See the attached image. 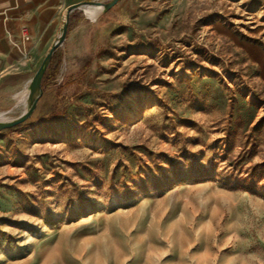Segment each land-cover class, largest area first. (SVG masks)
<instances>
[{
	"label": "rangeland",
	"instance_id": "rangeland-1",
	"mask_svg": "<svg viewBox=\"0 0 264 264\" xmlns=\"http://www.w3.org/2000/svg\"><path fill=\"white\" fill-rule=\"evenodd\" d=\"M116 13L2 131L0 264H264V0Z\"/></svg>",
	"mask_w": 264,
	"mask_h": 264
},
{
	"label": "crops",
	"instance_id": "crops-1",
	"mask_svg": "<svg viewBox=\"0 0 264 264\" xmlns=\"http://www.w3.org/2000/svg\"><path fill=\"white\" fill-rule=\"evenodd\" d=\"M88 1L100 0H0V110L3 113L20 105L27 109L29 86L60 33L66 10ZM120 3L97 17H90L81 10L71 14L67 39L63 49L54 54L43 84L58 77L60 60L72 81L78 77V71L73 69L76 65L82 66V71L92 68L93 58L100 56V47L94 43L99 40L101 32L114 37H125L132 32L125 23L126 18L121 25L120 16L116 13ZM24 27L30 30L31 42L22 38ZM127 40L131 43L130 35Z\"/></svg>",
	"mask_w": 264,
	"mask_h": 264
},
{
	"label": "water",
	"instance_id": "water-1",
	"mask_svg": "<svg viewBox=\"0 0 264 264\" xmlns=\"http://www.w3.org/2000/svg\"><path fill=\"white\" fill-rule=\"evenodd\" d=\"M121 1L122 0H110L106 3L99 1H88V2L72 5L66 10L63 23L60 29V33L57 39L51 45L47 55L45 56L41 66L39 67L38 71L36 72L29 86L26 111H24L20 116L16 118L0 121V132L15 128L23 124L33 115V113L37 109L38 103L44 93L43 81L52 63L54 54L64 44V42L67 39L71 14L77 10H81L84 12V8L88 6L101 7L102 8L101 13H107Z\"/></svg>",
	"mask_w": 264,
	"mask_h": 264
},
{
	"label": "bare ground",
	"instance_id": "bare-ground-1",
	"mask_svg": "<svg viewBox=\"0 0 264 264\" xmlns=\"http://www.w3.org/2000/svg\"><path fill=\"white\" fill-rule=\"evenodd\" d=\"M101 12H102L101 7L88 6L84 8V13H86L90 17H97ZM6 119L3 115L0 114V121L6 120Z\"/></svg>",
	"mask_w": 264,
	"mask_h": 264
},
{
	"label": "built area",
	"instance_id": "built-area-1",
	"mask_svg": "<svg viewBox=\"0 0 264 264\" xmlns=\"http://www.w3.org/2000/svg\"><path fill=\"white\" fill-rule=\"evenodd\" d=\"M21 33H22V38L25 42H31V33L27 27H24Z\"/></svg>",
	"mask_w": 264,
	"mask_h": 264
}]
</instances>
